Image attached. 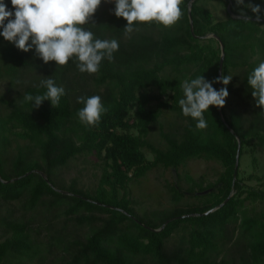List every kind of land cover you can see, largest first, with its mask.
<instances>
[{
    "label": "trees",
    "instance_id": "obj_1",
    "mask_svg": "<svg viewBox=\"0 0 264 264\" xmlns=\"http://www.w3.org/2000/svg\"><path fill=\"white\" fill-rule=\"evenodd\" d=\"M189 1L182 0L174 26L136 22L129 36L115 4L102 3L85 27L98 39H116L119 49L91 75L80 73L71 58L65 66L46 64L34 48L22 52L0 35V82L10 93H0V264H264V210L246 208L264 204V180L262 187H249L240 169L246 150L252 162L254 153H264V109L255 106L247 84L264 62V0L248 3L260 7L259 23L246 3L250 21L234 10L235 0L230 10L239 17L227 12L224 0L221 20L201 0L188 8ZM3 3L14 10L11 0ZM221 54V75L233 77L229 96L221 115L210 106L207 127L198 130L197 121L182 114L180 85L201 75L218 78ZM49 77L65 89L59 106L25 103V94H44L41 80ZM213 87L218 90V83ZM93 95L107 111L98 125L85 128L77 99ZM166 113L180 125L160 131L163 146L157 147L148 140L150 128ZM89 156L101 167L93 189L58 181L57 170ZM191 160L219 165L214 182L204 186L187 173L182 177ZM156 170L175 174L166 184L171 200L196 202L151 211L157 218L138 214L130 184L142 187ZM182 179L189 186L183 188Z\"/></svg>",
    "mask_w": 264,
    "mask_h": 264
},
{
    "label": "clouds",
    "instance_id": "obj_2",
    "mask_svg": "<svg viewBox=\"0 0 264 264\" xmlns=\"http://www.w3.org/2000/svg\"><path fill=\"white\" fill-rule=\"evenodd\" d=\"M235 2L238 6L244 4V0ZM102 3L115 4L114 15L127 22L124 28L126 36L136 31L139 25L150 26L155 21L156 27L169 28L182 18V0H11L12 11L7 10L0 0V28L3 29L0 35L22 52L27 53L34 48L36 55L46 64L54 61L57 67L65 66L71 58L80 73L96 74L101 63L105 59L111 62L119 49L116 39H98L85 27ZM247 7L259 23L260 7L251 4ZM241 17L244 21L251 20L244 12ZM232 78L222 74L210 82L201 75L181 82L183 98L179 100V106L184 117L197 121L198 130L207 127L204 113L209 112L210 106H225L229 96L227 85ZM214 83H222L224 87L217 90ZM247 84L252 89L255 106L264 109V62L250 73ZM41 87L46 89L44 94H25L23 101L33 102L36 109L44 101H49L53 108L58 107L65 89L56 86L51 77L41 80ZM77 102L84 105L76 115L85 128L98 125L107 111L98 95L78 97ZM261 114L264 115V111Z\"/></svg>",
    "mask_w": 264,
    "mask_h": 264
},
{
    "label": "rangeland",
    "instance_id": "obj_3",
    "mask_svg": "<svg viewBox=\"0 0 264 264\" xmlns=\"http://www.w3.org/2000/svg\"><path fill=\"white\" fill-rule=\"evenodd\" d=\"M251 0H244L247 4ZM108 4V3H106ZM201 6L207 8L213 13L215 20H221L226 18L225 3L224 0H201L199 3ZM106 7V6H105ZM250 10L249 8H247ZM234 10L237 12H245L242 5H234ZM264 10V9H263ZM32 78V74L23 76L24 82H29ZM7 92V96H10L9 90L7 88V83L0 82V93ZM9 95V96H8ZM173 125H180V121L175 115L171 113H166L161 116L157 123L153 124L150 128L148 140L157 147H162L163 143L160 139V131H167ZM255 162H252L251 153L249 150L244 152L241 159V176L244 179V183L248 184L249 187H262V181L264 180V153H254ZM147 159H151L152 156L146 154ZM101 171L99 162L96 161L95 157L89 156L88 159L78 158L76 160H71L68 165L64 168L57 170L58 181L65 186H68L72 180H75L76 186L83 190L93 189L98 181V177ZM220 171V166L214 162H205L202 160H191L188 161L184 171H181L182 177L185 173L191 175L193 179L197 182L203 180L204 186L210 182H214L218 172ZM251 177V178H250ZM259 178L260 180H258ZM175 174L172 172L164 170H156L152 173H148L146 179L142 183V187H133L132 189L133 200H135V209L138 214L149 215L150 218H157L154 216L153 210L170 209L174 206H181L189 203H195L194 199H183L178 203L171 200V197L167 191L166 184L175 181ZM183 188H186L187 183L184 179L180 183ZM247 210L255 214H260L264 210V204H251L246 205ZM147 212V213H145ZM149 212V213H148ZM46 215V213H45ZM43 216V214H41ZM60 223V222H59ZM59 223L57 225L59 226ZM71 229L72 224L70 223ZM79 228H77L78 230ZM85 228H80L77 234L82 235ZM43 233L42 235H44ZM40 240L45 241L44 236L40 237Z\"/></svg>",
    "mask_w": 264,
    "mask_h": 264
},
{
    "label": "water",
    "instance_id": "obj_4",
    "mask_svg": "<svg viewBox=\"0 0 264 264\" xmlns=\"http://www.w3.org/2000/svg\"><path fill=\"white\" fill-rule=\"evenodd\" d=\"M194 1H195V0H190V1H189V3H188V8H190L192 2H194ZM230 6H231V0H228L227 12H228L232 17H239V16L234 15V14L231 12V10H230ZM188 13H189V12H188ZM189 18H190V15H189ZM190 25H191V18H190ZM191 27H192V26H191ZM191 27H190V28H191ZM191 31H192V28H191ZM209 36H213V35H209ZM213 37H215V36H213ZM215 38H216V37H215ZM216 39H218V38H216ZM220 49H221V51H223V46H222L221 44H220ZM222 61H223V54H221V59H220V64H219V70H218V77L221 76V65H222ZM220 88H221V83H218V90H219ZM218 112H219V114L221 115V108H218ZM238 152H239V141H238V150H237V156H236V162H235V171L237 170ZM43 177H44L45 180H47L45 176H43ZM13 180H15V179H12V180H10V181H13ZM220 206H222V205H219L218 207H216V208L210 210L209 212H207V213H205V214H208V213H211V212L217 210L218 208H220ZM159 230H160V229H159Z\"/></svg>",
    "mask_w": 264,
    "mask_h": 264
}]
</instances>
